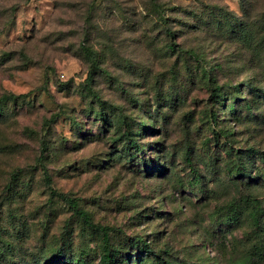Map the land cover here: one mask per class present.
I'll return each mask as SVG.
<instances>
[{"label": "rangeland", "instance_id": "1", "mask_svg": "<svg viewBox=\"0 0 264 264\" xmlns=\"http://www.w3.org/2000/svg\"><path fill=\"white\" fill-rule=\"evenodd\" d=\"M104 232L264 264V0H0V264H104Z\"/></svg>", "mask_w": 264, "mask_h": 264}, {"label": "trees", "instance_id": "2", "mask_svg": "<svg viewBox=\"0 0 264 264\" xmlns=\"http://www.w3.org/2000/svg\"><path fill=\"white\" fill-rule=\"evenodd\" d=\"M190 54L191 55H193L194 53L192 52V51H190ZM130 142H131V144L132 145H134L135 147H137V149L138 150H140V147H139V145L135 142V140H130ZM236 176H237V178H240V177H242L243 176V169H238L237 170V173H236ZM15 178H17V176H15ZM60 197H62V198H64V199H66L67 197L64 195V194H58ZM71 203H73L72 205H73V207H75V209H76V211H77V213H79V215L80 216H82L83 218H84V220H85V222L88 224V225H90L91 227H93V228H97V229H99V227L98 226H96L95 224H93V222H92V220H91V218H90V216H89V214L86 212V211H84V210H82V209H79L78 207H77V203H75V202H71ZM104 239H105V246H104V254H103V256H102V259H103V263L104 264H111V260H112V258H114V252L111 250V248H110V246H109V244H108V241H109V238H108V233L107 232H104ZM146 248H149L148 246H145ZM137 255V254H136ZM54 259H57V257H55Z\"/></svg>", "mask_w": 264, "mask_h": 264}]
</instances>
